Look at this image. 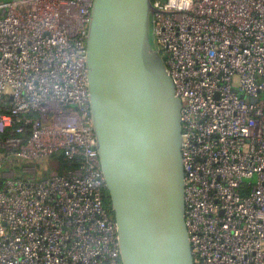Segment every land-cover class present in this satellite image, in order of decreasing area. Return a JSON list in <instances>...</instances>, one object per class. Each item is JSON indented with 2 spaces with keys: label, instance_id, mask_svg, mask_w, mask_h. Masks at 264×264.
I'll use <instances>...</instances> for the list:
<instances>
[{
  "label": "built area",
  "instance_id": "obj_1",
  "mask_svg": "<svg viewBox=\"0 0 264 264\" xmlns=\"http://www.w3.org/2000/svg\"><path fill=\"white\" fill-rule=\"evenodd\" d=\"M92 5L0 2V264H122L89 108ZM152 6L192 262L264 264V0Z\"/></svg>",
  "mask_w": 264,
  "mask_h": 264
},
{
  "label": "water",
  "instance_id": "obj_2",
  "mask_svg": "<svg viewBox=\"0 0 264 264\" xmlns=\"http://www.w3.org/2000/svg\"><path fill=\"white\" fill-rule=\"evenodd\" d=\"M9 1V0H8ZM152 0H93L89 108L122 264H193L181 102L153 38Z\"/></svg>",
  "mask_w": 264,
  "mask_h": 264
},
{
  "label": "rangeland",
  "instance_id": "obj_3",
  "mask_svg": "<svg viewBox=\"0 0 264 264\" xmlns=\"http://www.w3.org/2000/svg\"><path fill=\"white\" fill-rule=\"evenodd\" d=\"M1 1H8V0H0V2ZM57 156H54L53 158H49L48 160H46V161H44L43 163H42V165L43 164H45L46 162H50V165H49V167H47V169L45 170V173L46 174H48V173H50L51 171H53L54 169V166L52 165V162L54 161V159L56 158ZM40 169L42 170L43 169V166H40ZM254 180V179H253Z\"/></svg>",
  "mask_w": 264,
  "mask_h": 264
},
{
  "label": "trees",
  "instance_id": "obj_4",
  "mask_svg": "<svg viewBox=\"0 0 264 264\" xmlns=\"http://www.w3.org/2000/svg\"><path fill=\"white\" fill-rule=\"evenodd\" d=\"M104 202H105V205L110 208V203H109V199L107 197V192H106V196L104 197Z\"/></svg>",
  "mask_w": 264,
  "mask_h": 264
}]
</instances>
